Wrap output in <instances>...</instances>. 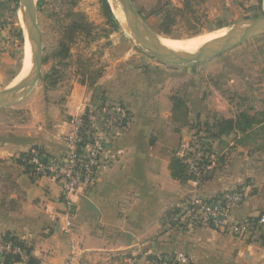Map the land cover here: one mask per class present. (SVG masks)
<instances>
[{"label":"crops","instance_id":"1","mask_svg":"<svg viewBox=\"0 0 264 264\" xmlns=\"http://www.w3.org/2000/svg\"><path fill=\"white\" fill-rule=\"evenodd\" d=\"M167 1L131 0L139 12L192 5V0H175L168 9ZM199 1L211 13L230 8L264 12V0ZM16 13L13 0H0V84L12 83L20 71L16 74L14 57L22 36ZM111 57V71L94 90L41 85L39 79L21 102L0 109V235L15 237L27 248L21 260L5 264H153L156 255L174 253L188 256L191 264H264L258 226L240 239L205 227L181 228L172 215L185 201L235 188L244 189L245 200L231 214L233 222H256L264 212V156L261 148H251L264 139L259 129L264 114L257 120L256 106L233 113L237 105L218 94L234 91L226 80L231 74L241 77L236 67L223 66L221 59V68L214 59L193 67L150 61L131 66L124 57ZM214 77L221 85L210 82ZM172 98L183 102L184 118L173 113ZM102 104L126 107L131 121L111 142L92 187L73 198L72 228L64 232L59 185L31 178L18 158L30 149L59 155L67 121ZM242 117L252 123L245 131L215 130L222 121L237 124ZM195 136L209 151L207 169L194 180H175L169 164L180 159Z\"/></svg>","mask_w":264,"mask_h":264},{"label":"rangeland","instance_id":"2","mask_svg":"<svg viewBox=\"0 0 264 264\" xmlns=\"http://www.w3.org/2000/svg\"><path fill=\"white\" fill-rule=\"evenodd\" d=\"M13 3L17 10L15 21L22 31L20 45L14 54L17 61L16 74L20 71L15 80L10 83L11 85L9 82L0 84V92L17 84L15 81L24 69L22 66L25 67V54L28 52L31 56L28 40L21 24L19 0H13ZM166 3H168L166 4L168 9H172L175 0ZM190 3L192 4L190 6L186 5L187 3L182 5V13L177 17L176 25L169 35L159 32L163 12H138L144 17L147 27L159 39L180 41L206 34H216L220 31L226 32L230 29L235 30L244 20L264 15L263 11L241 12L233 8L229 11L211 13L199 0H192ZM131 4L134 7L132 2ZM33 11L41 37L42 65L38 81L41 85L69 88L76 84L89 87L95 82L92 87L94 90L100 78L111 71L110 68L115 63L112 55L124 57V63L131 66H145L147 61L160 66L168 65L153 57L136 43L114 14L117 26L108 21L103 13L102 0H36ZM213 59L216 61L215 66L220 68L222 66L217 63L218 59L222 60L223 66L236 67L238 76H241L236 78L234 74H231V78L226 80V85L232 87L234 91L218 93L223 98L221 100L237 105V109L233 111L236 114L240 110L245 111L249 106H256L257 115H259L257 120L261 119L264 114V35L247 40L211 60ZM191 65L193 67L198 64ZM114 68L112 67V71ZM211 81L221 85L216 77ZM42 90L41 87L40 91ZM96 99L101 100L99 94H96ZM254 146L261 148L260 153L264 156V139H256L251 148Z\"/></svg>","mask_w":264,"mask_h":264},{"label":"built area","instance_id":"3","mask_svg":"<svg viewBox=\"0 0 264 264\" xmlns=\"http://www.w3.org/2000/svg\"><path fill=\"white\" fill-rule=\"evenodd\" d=\"M130 121V111L124 106H89L81 115L67 121V129L60 137L63 149L59 155H47L41 150L30 149L18 158L20 166L31 178H47L59 185L60 200L64 205V232L72 228L75 213L73 198L92 187L110 151L111 142ZM180 160L185 165L188 180H194L207 169L210 154L203 141L195 136ZM244 200V189L235 188L211 199L185 201L177 207L174 220L181 228L205 227L240 239L248 237L258 226L264 240V212L258 215L256 222L231 220V214ZM26 255L27 248L21 240L0 235V264L16 259L19 261ZM153 264H191V259L182 253L156 255Z\"/></svg>","mask_w":264,"mask_h":264},{"label":"water","instance_id":"4","mask_svg":"<svg viewBox=\"0 0 264 264\" xmlns=\"http://www.w3.org/2000/svg\"><path fill=\"white\" fill-rule=\"evenodd\" d=\"M118 2L124 17V29L134 41L141 45L153 57L168 65H186L200 63L239 46L247 40L264 35V15L244 20L238 28L230 30L222 39L203 45L192 53L177 52L163 46L160 39L146 25L144 17L131 4L130 0H111ZM110 9V0H107ZM21 24L31 51V66L22 80L16 85L0 92V109L21 102L40 79L42 49L40 31L30 0H19ZM113 14V12H112Z\"/></svg>","mask_w":264,"mask_h":264},{"label":"trees","instance_id":"5","mask_svg":"<svg viewBox=\"0 0 264 264\" xmlns=\"http://www.w3.org/2000/svg\"><path fill=\"white\" fill-rule=\"evenodd\" d=\"M102 9H103V13L106 16L107 20L112 22L115 26H117V23L114 19V16L112 14V11L110 9V6H109L107 0H102ZM163 13L164 14H163L161 22L159 24L160 29L159 28L158 29H159V32H161L162 34L169 35L171 32V29L175 26L177 17H179L181 15L182 11L178 10V9H172V10L163 11ZM19 37L21 39V33H19ZM94 84H95V82L91 83L89 85V87L92 88L94 86ZM171 101L173 103V113L175 115H176V113H179V117L184 118L185 113H186V111H185L186 109L184 107L183 102L177 98H172ZM242 118H243V120H241V122L238 121L237 124L234 123L233 121H222V122L216 124L215 130L218 133H224V132H227V131H230L233 129L245 131L246 128H250L252 126V123L248 119H245L244 117H242ZM258 124L259 123H257V126H258ZM260 126H261L259 128L260 131L262 133H264V124L260 125ZM199 132H201V131H199ZM207 132L209 134H211L210 130H207ZM184 168H185V165L183 164V162L177 158L172 159L170 164H169V170L171 172V176L175 180H179V181L188 180V177L185 175ZM176 212H177V208L172 211V215L174 216L176 214ZM14 261H18V259L14 260ZM29 264H36V263L34 261L30 260Z\"/></svg>","mask_w":264,"mask_h":264},{"label":"bare ground","instance_id":"6","mask_svg":"<svg viewBox=\"0 0 264 264\" xmlns=\"http://www.w3.org/2000/svg\"><path fill=\"white\" fill-rule=\"evenodd\" d=\"M35 1L36 0H30L32 6L34 5ZM111 5H112L111 6L112 12H113L115 18L117 17L122 22V24H124V17H123L119 3L111 1ZM228 32L229 31H226V32L220 31L216 34L214 33V34H208V35L206 34V35H202V36H198V37L196 36L195 38H192L189 40H182V41L161 38L160 42L163 46H165L166 48H168L170 50L177 51V52L182 51V52L192 53L196 49H198L199 47H201L203 45L209 44V43H211L215 40H218V39H222L223 37H225L227 35ZM25 55H26L25 56V67L22 66L24 69H23V71H21V74H19L20 76H18L19 78L16 80L15 83H18L20 80H22L24 76L26 77V75H27L26 72H27V70L30 69L32 56H30L28 52Z\"/></svg>","mask_w":264,"mask_h":264}]
</instances>
